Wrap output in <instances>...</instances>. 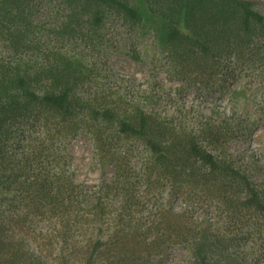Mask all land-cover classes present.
<instances>
[{
  "label": "trees",
  "instance_id": "obj_1",
  "mask_svg": "<svg viewBox=\"0 0 264 264\" xmlns=\"http://www.w3.org/2000/svg\"><path fill=\"white\" fill-rule=\"evenodd\" d=\"M61 1L67 12L56 32L73 37L85 25L99 28L105 10L136 27L143 5L161 24L177 75L199 82L214 80L230 58L250 61L264 40V15L244 0ZM31 2L0 0V39L13 55L0 58V264H46L29 244L30 237L38 241L33 228L40 220L52 226L46 238L61 244L59 254L76 256H60V264H157L175 245L188 250L190 264H242L229 239L198 223L189 208L171 205L185 191L215 200L233 219L264 214V191L217 152L224 132L211 123L198 134L181 131L139 107L84 96L87 68L30 39ZM83 130L113 169L90 195L63 170L57 150ZM121 137L148 150L144 178L120 154ZM165 186L170 195L160 202L155 191Z\"/></svg>",
  "mask_w": 264,
  "mask_h": 264
},
{
  "label": "rangeland",
  "instance_id": "obj_2",
  "mask_svg": "<svg viewBox=\"0 0 264 264\" xmlns=\"http://www.w3.org/2000/svg\"><path fill=\"white\" fill-rule=\"evenodd\" d=\"M132 1L140 4V0ZM244 1L264 15V0ZM141 11L142 22L136 27L129 26L117 13L105 10L99 28L85 25L82 35L61 36L56 29L67 12L64 3L32 0L30 18L36 26L30 39L43 51H58L87 68L90 79L80 89L84 96L105 97L108 103L122 109L139 107L181 131L198 134L206 123L218 126L224 132V143L217 152L226 153L233 166L264 191V40L256 43L250 61L226 60L210 82L180 78L159 29L161 24L145 12L143 5ZM12 56L11 49L0 39V58ZM117 146L134 174L144 178L150 156L143 143L121 137ZM57 150L63 170L87 194L112 178V167L99 160L87 131L64 138ZM141 192L146 194L142 188ZM155 195L165 202L169 188L162 187ZM1 196L5 193L0 192ZM171 202L174 210L189 208V214L198 223L229 239L231 254H236L242 264H264V214H245L233 219L215 200L191 197L185 191ZM51 227L46 220L35 222L33 229L38 233V241L30 237L29 243L36 253L41 252L35 255L46 264H60V256L75 259V254H59L60 243L48 242L46 236ZM190 261L188 250L175 245L157 264H190Z\"/></svg>",
  "mask_w": 264,
  "mask_h": 264
}]
</instances>
